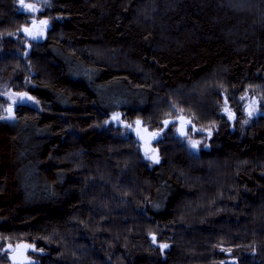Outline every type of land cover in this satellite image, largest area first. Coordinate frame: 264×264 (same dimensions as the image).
I'll return each instance as SVG.
<instances>
[{
    "label": "trees",
    "instance_id": "16d2710c",
    "mask_svg": "<svg viewBox=\"0 0 264 264\" xmlns=\"http://www.w3.org/2000/svg\"><path fill=\"white\" fill-rule=\"evenodd\" d=\"M10 90L41 106L9 118ZM23 242L26 264H264V0H0V264Z\"/></svg>",
    "mask_w": 264,
    "mask_h": 264
},
{
    "label": "rangeland",
    "instance_id": "374dc122",
    "mask_svg": "<svg viewBox=\"0 0 264 264\" xmlns=\"http://www.w3.org/2000/svg\"><path fill=\"white\" fill-rule=\"evenodd\" d=\"M20 3V0H18ZM47 0H24V4L22 5V7L24 9H28L26 7V5H33L36 8V11H38L39 9H41L44 5V3H46ZM21 4V3H20ZM35 11V12H36ZM41 24V25H40ZM41 26L43 27V23L42 21L39 19L35 25L31 28H26L28 30V33H30L33 36H44V34L41 32ZM33 28V29H32ZM40 29V30H39ZM256 95V94H255ZM23 97V98H22ZM7 98L9 100V105L6 106L7 109V116L10 117H14L15 113V108L16 105L19 103H30L33 105H37V106H41V102L40 100L31 92L28 91H14V90H10L7 92ZM31 98V99H29ZM245 103L250 106V110H251V114H254L257 110H258V101L255 99L254 93L253 92H249L248 95L245 97L244 99ZM11 109L12 111L9 112ZM246 111H249L248 109H246ZM112 120L114 121H118V122H123L120 113H115L112 114V116L110 117ZM181 121V120H180ZM181 123V122H180ZM185 123V122H184ZM185 129H184V135L186 136L185 139L187 141H189L190 143H196V141L190 137L189 134V129H188V122L185 123ZM181 125L179 124V127ZM131 129L133 131H135L136 133H138L139 135L142 133L148 134L150 131L147 129V127H145L140 121H135L133 124L130 125ZM144 146L148 147L149 149H146L148 152V156L150 157H154L156 159V155L158 153V147L151 141L148 143L147 141L144 140ZM197 146V145H195ZM158 156V155H157Z\"/></svg>",
    "mask_w": 264,
    "mask_h": 264
},
{
    "label": "water",
    "instance_id": "95a60500",
    "mask_svg": "<svg viewBox=\"0 0 264 264\" xmlns=\"http://www.w3.org/2000/svg\"><path fill=\"white\" fill-rule=\"evenodd\" d=\"M11 112L12 110L9 109ZM189 122L188 119L182 117L181 118V123L179 130L182 134H184V129H185V123ZM140 136L143 140L147 141L148 143L153 139L156 134L154 132H149L148 134L140 132ZM146 149H149L146 147ZM31 249V245L29 243L23 242L19 243L11 252H10V257L13 260L14 263L16 264H26L30 263L32 260V257L29 255L28 250Z\"/></svg>",
    "mask_w": 264,
    "mask_h": 264
},
{
    "label": "snow or ice",
    "instance_id": "6c2138e0",
    "mask_svg": "<svg viewBox=\"0 0 264 264\" xmlns=\"http://www.w3.org/2000/svg\"><path fill=\"white\" fill-rule=\"evenodd\" d=\"M20 3H21V5H23L24 4V0H20ZM26 7L28 8V9H30V10H32V11H36V8L33 6V5H26ZM42 23H46V21H42ZM25 31H28L27 29H25ZM23 98V97H22ZM29 99H31V98H29ZM9 118H11V117H9ZM163 247H167V245H164Z\"/></svg>",
    "mask_w": 264,
    "mask_h": 264
}]
</instances>
